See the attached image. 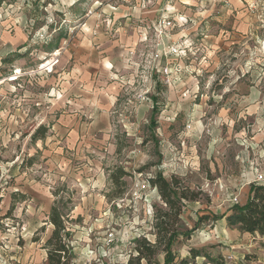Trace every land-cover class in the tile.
Returning a JSON list of instances; mask_svg holds the SVG:
<instances>
[{
  "label": "rangeland",
  "instance_id": "1",
  "mask_svg": "<svg viewBox=\"0 0 264 264\" xmlns=\"http://www.w3.org/2000/svg\"><path fill=\"white\" fill-rule=\"evenodd\" d=\"M5 0L0 6V264H46L55 200L71 264H127L155 240L160 172L182 201L175 261L264 264V233L225 217L264 175V20L245 0ZM175 18L165 84L151 72L152 24ZM246 20L239 30L235 21ZM136 34L130 45L118 34ZM146 33V39L143 36ZM43 125V138L31 134ZM125 170L124 184L111 173ZM207 216L203 221L198 218ZM148 264L145 259L139 263ZM158 253L149 264H161Z\"/></svg>",
  "mask_w": 264,
  "mask_h": 264
},
{
  "label": "trees",
  "instance_id": "2",
  "mask_svg": "<svg viewBox=\"0 0 264 264\" xmlns=\"http://www.w3.org/2000/svg\"><path fill=\"white\" fill-rule=\"evenodd\" d=\"M5 0H0V6ZM46 128L39 125L31 134L32 139L43 138ZM126 172L122 168H117L111 173V179L116 184H124L121 177ZM151 186L156 187L160 199L166 208L157 209L155 214V240L149 241L145 238L137 240L135 248L136 254L133 258H129L127 264L137 263L141 259H145L149 264L152 258L161 250L163 253V262L161 264H172L175 261V253L172 246L179 234L188 236L190 229L180 230L178 228L180 215L182 212V201H193L197 198V194L186 187L179 186V181L174 176L169 179L165 178L160 172H157L153 178L149 180ZM66 202V201H65ZM64 201L55 200L51 206L48 221L52 225V230L45 241L44 248L46 250V264H71L73 258L72 248L68 242L69 230L65 224L64 213L61 208ZM225 217L226 223L230 227H235L241 232L251 234L264 233V185L250 183L247 199L244 203H234L230 206L227 213L217 216L216 219ZM207 218L201 215L198 220L203 221ZM188 257H182L179 264H189L190 259L197 256H203L208 262L217 263L216 260L208 253L197 249L190 248Z\"/></svg>",
  "mask_w": 264,
  "mask_h": 264
},
{
  "label": "built area",
  "instance_id": "3",
  "mask_svg": "<svg viewBox=\"0 0 264 264\" xmlns=\"http://www.w3.org/2000/svg\"><path fill=\"white\" fill-rule=\"evenodd\" d=\"M245 6L250 13H258V20H264V0H245ZM175 18L166 12H161L156 22L152 24L154 39L156 46L152 55L151 72L159 73L161 80L168 84L171 76V67L166 64H159L164 58L168 56L177 55L180 51L179 45L174 41H169L168 31L175 26ZM146 39V33L143 36V40ZM255 181L262 183L264 181V175L257 173ZM150 184V183H149ZM263 184V183H262ZM156 189V187H154Z\"/></svg>",
  "mask_w": 264,
  "mask_h": 264
},
{
  "label": "crops",
  "instance_id": "4",
  "mask_svg": "<svg viewBox=\"0 0 264 264\" xmlns=\"http://www.w3.org/2000/svg\"><path fill=\"white\" fill-rule=\"evenodd\" d=\"M66 1H67L66 8H69L70 6H73V4L76 1H78V0H66ZM234 26H236L237 29H239V30H243V29L246 30V29H248L249 24H248V22L246 20H239V21H235ZM136 38H137V35L136 34H131L129 36V35H126L123 32H121L120 34H118L117 43L120 46L122 45V43H127V44L132 45L135 42V39ZM248 192H249V188H248ZM247 196H248V194H247ZM247 196H246V199H247ZM246 199H245V201H246Z\"/></svg>",
  "mask_w": 264,
  "mask_h": 264
}]
</instances>
